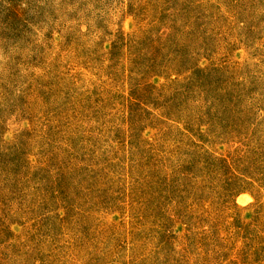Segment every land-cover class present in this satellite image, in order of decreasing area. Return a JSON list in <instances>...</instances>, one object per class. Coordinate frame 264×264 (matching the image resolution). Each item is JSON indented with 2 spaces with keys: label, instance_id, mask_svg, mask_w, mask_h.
Returning a JSON list of instances; mask_svg holds the SVG:
<instances>
[{
  "label": "rangeland",
  "instance_id": "rangeland-1",
  "mask_svg": "<svg viewBox=\"0 0 264 264\" xmlns=\"http://www.w3.org/2000/svg\"><path fill=\"white\" fill-rule=\"evenodd\" d=\"M0 264H264V0H0Z\"/></svg>",
  "mask_w": 264,
  "mask_h": 264
}]
</instances>
